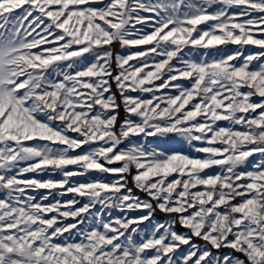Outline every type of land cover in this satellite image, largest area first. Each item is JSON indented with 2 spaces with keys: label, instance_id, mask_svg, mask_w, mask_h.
Listing matches in <instances>:
<instances>
[{
  "label": "snow or ice",
  "instance_id": "1",
  "mask_svg": "<svg viewBox=\"0 0 264 264\" xmlns=\"http://www.w3.org/2000/svg\"><path fill=\"white\" fill-rule=\"evenodd\" d=\"M0 264H264V0H0Z\"/></svg>",
  "mask_w": 264,
  "mask_h": 264
},
{
  "label": "rangeland",
  "instance_id": "2",
  "mask_svg": "<svg viewBox=\"0 0 264 264\" xmlns=\"http://www.w3.org/2000/svg\"><path fill=\"white\" fill-rule=\"evenodd\" d=\"M157 215L159 218H161V219L163 218V214L158 213Z\"/></svg>",
  "mask_w": 264,
  "mask_h": 264
}]
</instances>
